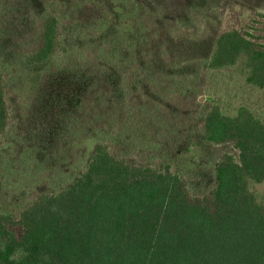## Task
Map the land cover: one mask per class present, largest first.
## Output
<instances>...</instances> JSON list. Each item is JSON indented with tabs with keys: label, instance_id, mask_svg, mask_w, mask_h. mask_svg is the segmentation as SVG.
I'll return each instance as SVG.
<instances>
[{
	"label": "trees",
	"instance_id": "trees-1",
	"mask_svg": "<svg viewBox=\"0 0 264 264\" xmlns=\"http://www.w3.org/2000/svg\"><path fill=\"white\" fill-rule=\"evenodd\" d=\"M115 19L116 13L103 14L92 28L49 16L41 21L35 49L22 58L28 68L68 72L77 65L97 76L85 89L81 116L90 131L100 128L71 186L0 212V264H264V201L251 191L264 184V120L244 106L229 116L217 105L195 118L204 144H230L236 156L223 154L210 193L194 196L169 165L158 170L151 165L155 155L127 145L129 99L143 94L149 65L147 36L122 38ZM260 22L221 33L199 68L215 75L241 61L245 83L264 91V31L253 26ZM123 64L133 72L116 82ZM107 69L113 70L111 87L101 78ZM6 77L0 58V147L11 124ZM28 169L25 158L0 153V191L25 178Z\"/></svg>",
	"mask_w": 264,
	"mask_h": 264
},
{
	"label": "rangeland",
	"instance_id": "rangeland-1",
	"mask_svg": "<svg viewBox=\"0 0 264 264\" xmlns=\"http://www.w3.org/2000/svg\"><path fill=\"white\" fill-rule=\"evenodd\" d=\"M122 1L0 0V58L7 71L4 88L11 116L0 153L9 159L23 157L29 166L25 178L10 181L9 190L0 191V212L23 206L35 194H54L71 186L85 168L100 128L90 131L81 116L83 94L93 76L85 67L62 72L49 65L22 64L23 56L37 45L41 21L49 16L93 28L103 14L116 13L119 20L112 23L122 38L147 36L144 54L149 65L143 94L132 93L129 99L133 110L127 145L155 155L157 161L151 165L158 170L169 165L186 179L194 196L210 193L214 167L223 154L236 156L230 144H204L195 118L217 105L229 116L244 106L264 120V91L245 83L241 61L215 75L199 68L221 33L242 31L253 20H260L262 25L253 26L264 31V20L257 17L264 15V0ZM130 11L138 14L131 16ZM62 61L59 57L54 62ZM132 68L119 66L116 82ZM112 71H102L106 87L115 82ZM251 191L264 201V184Z\"/></svg>",
	"mask_w": 264,
	"mask_h": 264
}]
</instances>
